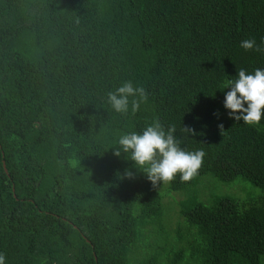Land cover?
Returning a JSON list of instances; mask_svg holds the SVG:
<instances>
[{
    "label": "trees",
    "instance_id": "1",
    "mask_svg": "<svg viewBox=\"0 0 264 264\" xmlns=\"http://www.w3.org/2000/svg\"><path fill=\"white\" fill-rule=\"evenodd\" d=\"M245 39L264 40V0H0L5 264H264V201L200 200L208 176L264 191V117L224 107L239 69H264ZM125 81L149 94L136 113L107 101ZM154 119L205 152L190 181L114 155Z\"/></svg>",
    "mask_w": 264,
    "mask_h": 264
},
{
    "label": "clouds",
    "instance_id": "2",
    "mask_svg": "<svg viewBox=\"0 0 264 264\" xmlns=\"http://www.w3.org/2000/svg\"><path fill=\"white\" fill-rule=\"evenodd\" d=\"M240 46L246 51L264 52V40L258 46L254 39H245ZM228 89L224 107L230 110V118L242 120L250 126L259 124L264 117V69H256L254 74L246 73L243 68L239 69L238 78L228 81ZM148 97L145 87L125 81L107 94V101L115 112L127 114L129 106L132 113L140 111L141 105L148 102ZM218 127L223 133V125ZM176 130L175 125L165 130L160 121L154 119L141 133L132 131L122 134L114 155L120 157L121 152L125 153L135 163V167L147 175L153 186L171 182L177 174L182 182L190 181L202 167L205 152L182 149L174 135ZM181 131L195 135L191 128L185 127ZM125 174L132 177L129 171ZM5 259V254L0 253V264H5Z\"/></svg>",
    "mask_w": 264,
    "mask_h": 264
},
{
    "label": "rangeland",
    "instance_id": "3",
    "mask_svg": "<svg viewBox=\"0 0 264 264\" xmlns=\"http://www.w3.org/2000/svg\"><path fill=\"white\" fill-rule=\"evenodd\" d=\"M202 189L200 190V200L204 203L213 201L215 197L232 196L241 200H254L256 202L264 201V191L254 186L251 182L242 178L233 181H221L215 177L208 176L202 180ZM178 198V197H177ZM171 198H166V203Z\"/></svg>",
    "mask_w": 264,
    "mask_h": 264
},
{
    "label": "water",
    "instance_id": "4",
    "mask_svg": "<svg viewBox=\"0 0 264 264\" xmlns=\"http://www.w3.org/2000/svg\"><path fill=\"white\" fill-rule=\"evenodd\" d=\"M89 241V240H88Z\"/></svg>",
    "mask_w": 264,
    "mask_h": 264
}]
</instances>
